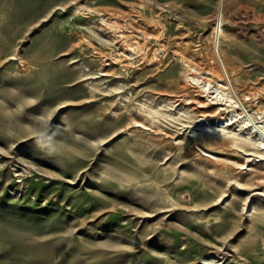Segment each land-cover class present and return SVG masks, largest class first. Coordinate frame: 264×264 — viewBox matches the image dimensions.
<instances>
[{"label":"rangeland","instance_id":"1","mask_svg":"<svg viewBox=\"0 0 264 264\" xmlns=\"http://www.w3.org/2000/svg\"><path fill=\"white\" fill-rule=\"evenodd\" d=\"M218 3L0 0V264H264V150L186 103L225 69L264 121V0H222L217 53Z\"/></svg>","mask_w":264,"mask_h":264},{"label":"bare ground","instance_id":"2","mask_svg":"<svg viewBox=\"0 0 264 264\" xmlns=\"http://www.w3.org/2000/svg\"><path fill=\"white\" fill-rule=\"evenodd\" d=\"M220 4H222V0H219L218 10H217V15H216V25H215V33H214L215 52H217L216 45H218L220 29H221L220 28L221 9H220V16H219ZM216 55H217V59L221 62L222 59L220 55L219 54H216ZM223 71H224L223 77L221 76L219 80L220 81L224 80V83L222 84L220 83L221 87L223 86L224 88H220L219 85H216L215 83H213L214 81V78L212 77L213 72L210 69L203 70L202 72L203 74L192 75L191 78L193 79L194 83L197 86H199L201 93L197 92L196 93L197 95H188L186 97L188 100L186 103H189L192 106V109H195L197 113L203 118L206 117L207 115H211L215 118L217 117L218 120L225 123L226 126L227 125L230 126L236 122L237 125L240 126L242 130L247 129V134L250 136L256 135V138L252 139L253 141L251 142L248 141L247 143V141H243L242 143L252 146L253 150L255 148L256 151L258 150L259 153H263V150H264V121L263 120L257 121V120H254L253 118L252 124L254 127H257L258 130L255 128H253L254 130H252L253 126L250 123L246 122L245 119H242L243 115H240L241 112L237 110V108L242 103L241 98H240L241 95L240 96L237 95L231 81L229 80L226 70L223 69ZM210 98L213 100H211ZM210 108H214L213 112L211 113L207 112ZM229 108L232 110V113L228 115L227 113L224 112V110L225 109L229 110ZM258 122L260 123L257 124ZM237 137H240V136H236L235 133L233 132L232 134H227L226 136L221 137V139L216 138V137H212L211 139L213 140L214 143L216 142V144H218L220 147H223L227 155H232L234 152H230V151H235V150L246 151L247 150L246 147H244V145H241L240 143H238V141L236 140ZM245 155H250V154L245 153ZM252 159L254 158H249L247 156L246 161H245L246 163H242V164L248 165L250 164L249 161H251ZM254 169L255 170L247 173L246 176H244L246 185L252 186L255 189L264 188V169L262 167H259V168L256 167Z\"/></svg>","mask_w":264,"mask_h":264}]
</instances>
